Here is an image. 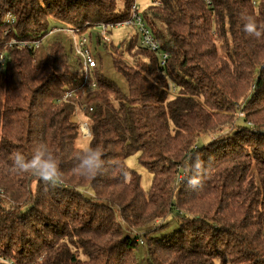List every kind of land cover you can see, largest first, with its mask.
Segmentation results:
<instances>
[{"label":"trees","instance_id":"1","mask_svg":"<svg viewBox=\"0 0 264 264\" xmlns=\"http://www.w3.org/2000/svg\"><path fill=\"white\" fill-rule=\"evenodd\" d=\"M44 1L0 0V264H144L141 235L145 264H264V36L243 31L246 16L264 26V0L153 1L141 14L169 58L162 68L133 28L114 46L128 92L100 65L93 87L72 45L77 66L60 43L42 61L9 43H43L52 20L126 22L136 0ZM71 91L103 152L94 176L75 171L84 149ZM38 144L58 162L55 185L11 170L15 152L31 158ZM133 155L153 175L148 192L127 167Z\"/></svg>","mask_w":264,"mask_h":264},{"label":"built area","instance_id":"2","mask_svg":"<svg viewBox=\"0 0 264 264\" xmlns=\"http://www.w3.org/2000/svg\"><path fill=\"white\" fill-rule=\"evenodd\" d=\"M155 1V0H153ZM208 7H213V0H205ZM8 22L14 23V19H8ZM122 27H131L138 32L140 46L154 53L160 59V65L162 68L166 67L168 55L163 53L160 43L157 41L147 24L144 22V17L140 12L139 5L135 2L132 8V14L129 20L118 24H101L97 26H88L84 29H80L74 25L66 24L65 28H54L50 31L49 36L56 33H63L71 38V45L75 54L80 58L83 64V68L86 74V78L92 79L93 87H96L94 81V72L99 67L98 60L93 54L92 44L90 42V36L92 33H96L97 36L103 38L107 43H112L111 37L108 36L109 29H118ZM98 30V31H96ZM10 46H21L24 48L33 49L38 51L42 45L41 41H18L12 39L9 43ZM0 65L3 69L6 65V57L0 52ZM76 97L75 91L68 92L64 97L65 103H71L75 108V115L73 118L74 123L77 126V138L82 137V128L85 126L90 134V141L92 139L91 124L87 116L80 114L79 105L72 99ZM73 101V102H72ZM91 111H93L91 109ZM84 149L83 147H80ZM142 242V241H140Z\"/></svg>","mask_w":264,"mask_h":264},{"label":"rangeland","instance_id":"3","mask_svg":"<svg viewBox=\"0 0 264 264\" xmlns=\"http://www.w3.org/2000/svg\"><path fill=\"white\" fill-rule=\"evenodd\" d=\"M43 3L45 2L44 0H41ZM137 4L139 5L140 8V12L143 13L145 12L153 3V0H136ZM119 7L122 8L124 1H120L118 2ZM45 5V3H44ZM65 28L66 25L62 22H59L57 20H52L51 21V25H50V31H52L54 28ZM98 31V30H96ZM135 33V30L131 27H122V28H118L113 30L112 34H108L109 37H111L112 43H106L104 42L103 45H98L97 44V35L94 32V34L92 35V39H91V44L92 47L94 49V53L98 59L99 65L103 70V73L113 82L117 83L123 91L128 92V85L125 81V79L122 77L121 74H119L115 68H114V46H119L123 43L124 40H130V38L132 37V35ZM56 43H60L64 48L65 51L70 54V49H71V38L68 37L67 35L63 34V33H56L52 36H48L44 39L39 52L37 53L39 60H45L51 50V48L53 47L54 44ZM77 58L70 54V63L72 66H77ZM243 117V115H242ZM90 144V138L86 139L85 137H81L78 140V145L77 147H83L85 148L87 145ZM127 167L129 168L130 171L132 172H136L141 176L142 179V188L144 189V191L148 192L151 187H152V183H153V175L147 170V168L142 165L139 162V156L138 155H133L130 156L127 159ZM258 166H256L255 170L257 171ZM260 169V168H258ZM156 223V222H155ZM154 223V224H155ZM150 224L147 227H145V229H143L142 231H140V234H145L147 232H154L156 230V224ZM175 225H176V221L172 220L170 227L167 228L166 230L163 231H159L156 233L157 236H162L163 234H167V233H171L172 231H174L175 229ZM141 239L139 240L140 243V248L138 251V259L140 260V262H143L145 264V259H146V251H145V247H146V241L145 238L142 237V235L140 236ZM144 241L140 242V241Z\"/></svg>","mask_w":264,"mask_h":264},{"label":"clouds","instance_id":"4","mask_svg":"<svg viewBox=\"0 0 264 264\" xmlns=\"http://www.w3.org/2000/svg\"><path fill=\"white\" fill-rule=\"evenodd\" d=\"M243 31L250 36L261 38L264 36V26H261L252 16L243 17ZM91 134V132H89ZM103 152L99 147L87 145L80 157V162L75 171L82 176H94L99 174L104 168ZM11 170L17 173H31L46 183L55 185L61 180L62 173L59 169L55 156L44 144H38L34 149L31 158H26L21 152L13 154ZM202 183L201 179H189L188 185L196 189ZM43 256L37 258V264H43Z\"/></svg>","mask_w":264,"mask_h":264},{"label":"bare ground","instance_id":"5","mask_svg":"<svg viewBox=\"0 0 264 264\" xmlns=\"http://www.w3.org/2000/svg\"><path fill=\"white\" fill-rule=\"evenodd\" d=\"M82 136L85 137L86 139L90 138L89 131L85 126L82 128Z\"/></svg>","mask_w":264,"mask_h":264}]
</instances>
